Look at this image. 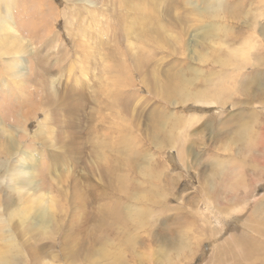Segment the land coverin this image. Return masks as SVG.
<instances>
[{"label":"rangeland","instance_id":"1","mask_svg":"<svg viewBox=\"0 0 264 264\" xmlns=\"http://www.w3.org/2000/svg\"><path fill=\"white\" fill-rule=\"evenodd\" d=\"M9 5L17 9L12 28L0 27V215L23 249L21 262L69 264L65 225L74 220L83 229L72 251L105 203L82 207L75 188L92 202L100 168L114 166L124 134L130 147L119 160L140 168L122 165L119 173L143 191L153 187L149 203L131 205L147 223L132 222L120 240L134 245L124 262L264 264V0H0V18ZM12 46L17 53L9 54ZM12 62L20 68L11 69ZM168 74L197 96L210 90L202 100L178 103L172 92L169 101L151 93L146 82L164 85ZM165 115L173 138L160 152L148 124ZM141 150L145 162L128 155ZM22 153L44 165L36 183L47 182L39 192L53 200L49 214L60 222L43 237L22 213L33 190L16 191L9 174L26 160ZM129 234L149 243L131 244ZM118 238H108L112 254ZM30 247H45L49 256L32 260ZM112 254L86 263L80 255L76 264H112L119 257Z\"/></svg>","mask_w":264,"mask_h":264},{"label":"bare ground","instance_id":"2","mask_svg":"<svg viewBox=\"0 0 264 264\" xmlns=\"http://www.w3.org/2000/svg\"><path fill=\"white\" fill-rule=\"evenodd\" d=\"M13 2H15V1H13ZM132 5H133V3H132ZM135 5L138 7V4H135ZM17 7L19 8V6H17ZM14 9H17V8L9 5L8 9H7L8 12L4 14V17L0 18V27L5 26V28H7V30L6 29H4V30H6V31H8L9 29L12 28L9 26V24L13 20L12 16L14 15ZM19 14L23 15V12L21 11ZM10 32H11V30H10ZM12 33H13V31H12ZM160 35H162V34H160ZM1 43H2V41H1ZM10 53L11 54L17 53L15 50V47H13V46L11 47V49L9 50V54ZM223 62H225V61H223ZM19 65H20L19 62H16V63L12 62L10 64V67H11V69L18 70L20 68ZM42 65H44V64H42ZM135 67H137V69H140V64L138 63ZM48 72H50V71H48ZM16 74L18 75V73H16ZM139 74H141V73H139ZM20 75H22L21 72H20L19 76ZM140 76H142V75H140ZM143 78L144 77H142V79ZM145 78H147V77H145ZM146 86L150 89L151 93H153L155 95H159L160 97L165 98V99L169 98L168 101L170 100V97H171L169 95V92L170 93L172 92L173 97H175V101H177V103L179 101L184 102V100H187V99L202 100V99H198L197 97L202 95V94H206L210 90V87H208L209 88L208 90L204 89V91H201L202 92L201 94L198 93L200 95L197 96L196 92H195V94L188 92V85L185 84L184 82L180 81V77L172 76V74L167 75L166 82L164 85L157 83L154 79L150 82V84L146 82ZM222 91H223V89H222ZM117 93L119 94V92H117ZM117 93L114 95L113 104H114V106L120 108V105L122 103L124 104V102H122L120 95H117ZM70 94H72V92H70ZM167 94H168V96H167ZM123 109H125V108H123ZM165 116L166 117H164V116L163 117L161 116L158 118L155 117V118H153V121L151 118L152 123L150 125L148 124V126L152 128L151 130L156 131V132H154L156 134H154V135L152 134V137L149 138V142H150L151 146L154 147V145H155L156 149H158L160 152L163 150L162 149L163 147L165 148L167 145L171 144V142H172L171 138H173L172 133H170L171 131L168 130L170 128H168V129L166 128V125H167L166 121L172 122V119H170L168 117V115H165ZM162 118L165 120H162ZM41 131L44 132V129H42ZM172 131H173V128H172ZM43 132H42V134H44ZM46 135H47V133H46ZM107 135L108 134H106V136ZM113 139L115 140L116 137H113ZM119 139H121V142L118 145H116L117 147L115 148V152L112 151L113 148H111L110 142L109 143L107 142L105 145V146H109L111 151L117 155V158H115V160H112V162L114 163L113 164L114 166H112L110 168H106V169L100 168V171L102 170V173H103V174H101L102 175L101 176L102 185L100 183L98 185L99 187L93 188L92 193H91L92 202L90 200H88V198L86 199V197H85V199H86L85 200L82 196H80L79 191H78V187L76 186V188H75V190H77V191H75V193L77 194L76 199L81 202V203L80 202L79 203L82 205V207L89 206V204H92L93 201H97L100 198H103L102 201L105 200V203L100 205V207L97 209L98 210L97 214H93V216L94 215L96 216L92 222V223H95L94 229L90 230L89 235L86 236V238H84L82 240V242L77 244V247L72 251L71 250L69 251L68 247H70V244L72 241H75L77 239L78 234L80 232H83L82 231L83 229H79L82 227L80 225H78L74 220H71L68 225H65L67 227H66L65 233L63 235V244H65L66 250L69 254V255H66V257L69 260V264H76L77 261H81L82 259L79 260L80 255H84V261L82 260V262H84V263H86V261H88V259H92L93 257H97V256L111 257L112 249H110V247H108V245H109V243H111L110 240L113 242L114 238L117 235H121V238H118L119 243L118 242L113 243V244H116V245L119 244V245H118V247H116L114 249L115 252L112 255L116 256L118 254L119 257L116 256L117 258H113L112 264H125L126 262H124V261H126V260H124V259H126V258H124L122 256V254L125 253L126 249L131 251L130 248L133 245L132 243L139 242V241H136L134 239V235L132 236L129 234L130 236L126 239H129L131 241L132 245L128 246L129 248L128 247L125 248V245L122 244V241H123L122 239H124V237L127 236V233H128L127 230H129V227L131 226L130 224L133 222V226L140 227V228L146 226V225H144L145 223H147L145 221V217L142 216V218H141V214L144 215V212L141 209L137 210L136 205H135V209H132V207H134V206H131V205L136 204V203H139V204L140 203L141 204L142 203H149V201H151V199H152L151 198L152 197L151 191H152L153 187L147 188V189L145 188L146 190L144 189V191H143L142 187H144V186H142V184L137 183L138 181L137 182L134 181L130 184L129 182H130L131 178H129V176H124L123 174L119 173L120 170H124L123 166L125 168H128L131 171H138V168H140L137 166L136 167L133 166L132 163L126 164V163H123L122 161L119 160L122 156H124L123 154H126V152L129 151V147H130L129 136H126L124 134L123 135L120 134L117 137L116 141L118 142ZM100 147H102V146H100ZM124 150L126 151L125 153H124ZM100 153H101V155L103 154L102 151L100 152L99 150L97 152H95V154L98 156L97 157L98 159L102 158ZM4 155H5V153H4ZM23 155L25 156L26 160L24 162H18L17 161L16 164L12 166L13 168L10 167L9 174H13V175H11L12 181H15V180L18 181V187L15 188L16 191H18L22 194L24 192L29 194L28 190H33L31 195H29L27 198L28 200L26 201L27 202L26 206L23 205L22 213H23V217L27 215L29 218L32 219V221L30 222V225H32L31 229L35 230V232H38L40 234V236L43 237L44 234H46V229H47L46 227L48 225H54V221L58 222L59 224H60V222H59V220H55L54 218H52L49 214L50 213L49 204L51 202H53V200L49 201L48 195H46V192L45 193H43L44 191L39 192L41 189H44V186L47 182H43L44 180H42V178H41V181L43 183L42 182L36 183L37 173L41 174L43 172L44 165L41 164V162L37 158L32 159V154H28V153L25 154L24 153ZM128 155L130 158H134V155H135L136 159L135 158L134 159L137 160L138 162L139 161L145 162L147 160L146 158L148 157L147 153L144 150H141L138 153H132V154L128 153ZM103 157H105V156H103ZM38 177H41V176H38ZM145 178H147V177L145 176ZM146 180H148L150 182V178H147ZM145 184H147L146 181H145ZM47 185H50V184H47ZM49 187H48V189H49ZM123 198H125L126 201ZM6 202H8V201L6 200ZM6 202H3V203H6ZM133 202H135V203H133ZM154 202H156V201H154ZM7 205H10V202H8ZM155 205H157V204H155ZM124 210L127 212H125ZM114 223H118V226H115ZM6 224L7 223L4 220L3 216L0 215V264H23L21 262L22 261L21 255H23V253H22L23 249L21 248V245L15 240V237L13 236L12 230H10L9 234L7 233V231L4 230ZM55 226L59 230L60 226L58 227V224L56 225V223H55ZM113 226H115V227H113ZM8 228H9V226H8ZM114 228H116V229H114ZM76 229H79V231L77 233L75 232ZM173 230H175V229L173 228V229H168V230L164 231L165 232L164 236L171 237ZM53 232H56V231H52L51 233H53ZM110 232H114V233L110 234ZM83 237H85V236L83 235ZM120 240H122V241H120ZM91 242H95V244H97V246L94 244L90 245ZM58 243H59V241H58ZM147 243H149V241H147V242L140 241L139 242V244L143 247H145L147 245ZM49 245H51V244H49ZM25 248L28 250V246ZM44 248L45 247L39 248L37 251L35 249V247H30L29 252L31 253L32 257L34 258L32 260L37 261V259L49 256L48 252H46L45 250L43 251ZM96 251H98V252H96ZM140 254L142 257V253H140ZM131 261H132V259H130V262ZM133 261L137 262L138 260H133ZM36 263H38V262H36Z\"/></svg>","mask_w":264,"mask_h":264}]
</instances>
